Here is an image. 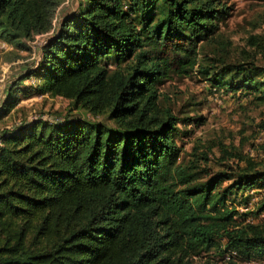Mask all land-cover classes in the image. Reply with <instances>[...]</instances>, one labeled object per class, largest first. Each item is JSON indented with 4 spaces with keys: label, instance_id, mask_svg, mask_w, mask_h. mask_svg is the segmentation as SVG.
Wrapping results in <instances>:
<instances>
[{
    "label": "trees",
    "instance_id": "16d2710c",
    "mask_svg": "<svg viewBox=\"0 0 264 264\" xmlns=\"http://www.w3.org/2000/svg\"><path fill=\"white\" fill-rule=\"evenodd\" d=\"M63 1L0 0V40L27 52L26 41L41 37L34 66L7 87L0 112L33 77L24 95L68 101L59 120L0 130V264H216L209 252L225 255L223 264H242L236 253L264 264V218L247 220L264 211V197L244 212L229 198L264 186V163L217 138L195 140L181 156L176 125L192 118L159 104V86L193 70L213 93L243 91L264 103V68L198 60L203 45H219L228 6L77 0L54 24ZM19 58L4 52V61ZM251 125L264 134V117ZM231 158L243 165L202 180L212 160Z\"/></svg>",
    "mask_w": 264,
    "mask_h": 264
},
{
    "label": "rangeland",
    "instance_id": "374dc122",
    "mask_svg": "<svg viewBox=\"0 0 264 264\" xmlns=\"http://www.w3.org/2000/svg\"><path fill=\"white\" fill-rule=\"evenodd\" d=\"M228 6V15L219 22V32L216 40L217 47L213 43L203 45L198 52L199 62L206 64L203 54L209 58L223 61L229 64H242L248 68L250 64L264 68V0H223ZM77 0H64L56 13V20L62 13L70 12L76 7ZM248 36H253L256 43L248 44ZM41 37L36 36L33 41H26L30 50L25 52L16 50L10 44L0 40V101H2L7 87L14 83L19 72L24 70L26 65L32 68L36 59L37 46ZM14 51L22 56L15 61H4V52ZM255 80H259L258 75H254ZM35 82V78L24 80L17 85V104L7 112H0V130H9L17 127L25 120L40 118L44 120H59L66 113L68 101L61 97H50L46 94H35L30 92L24 95ZM159 91L164 95L160 97V106H167L172 113L180 119L185 117L192 120L178 121L175 134V142L180 146L181 156L191 150L195 140L208 142L216 138L224 144H232L237 147L244 156H249L254 161L264 163V134L253 133L252 123L260 117H264V103L254 101L252 94L243 91L232 92H212L208 83L202 76L193 70L187 76H173L159 86ZM72 116L77 113L71 111ZM74 112V113H73ZM241 131V134L238 132ZM215 138V139H214ZM213 155L218 154L217 147L212 148ZM237 166H242V161L235 159L222 161L220 164L213 162L207 165L209 173L204 175L206 179L216 171L224 170L233 172ZM229 181H221L220 186H225ZM264 197V186L243 189L236 195L231 194L229 198L233 202H241L237 206L239 212L248 210L254 211L256 202ZM234 203V204H235ZM247 210V211H248ZM264 218V211L255 216H247V220L257 221ZM221 245L223 241H220ZM207 257L212 258L216 264H223L227 258L225 255L218 256L207 253ZM205 256L195 257V260L204 259ZM234 259L238 263L257 264L260 262L256 257L244 258L237 253Z\"/></svg>",
    "mask_w": 264,
    "mask_h": 264
}]
</instances>
